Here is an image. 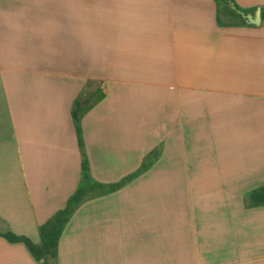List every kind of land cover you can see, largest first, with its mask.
<instances>
[{
  "label": "crops",
  "instance_id": "1",
  "mask_svg": "<svg viewBox=\"0 0 264 264\" xmlns=\"http://www.w3.org/2000/svg\"><path fill=\"white\" fill-rule=\"evenodd\" d=\"M244 8L264 0H236ZM215 0H0V95L17 164L0 165V232L39 227L81 181L72 109L92 176L57 264H264V23L223 27ZM0 264H41L0 236Z\"/></svg>",
  "mask_w": 264,
  "mask_h": 264
},
{
  "label": "trees",
  "instance_id": "2",
  "mask_svg": "<svg viewBox=\"0 0 264 264\" xmlns=\"http://www.w3.org/2000/svg\"><path fill=\"white\" fill-rule=\"evenodd\" d=\"M217 7V23L223 27L230 26H254L247 21L237 11L231 8L230 3L234 2L238 9L246 13H255L259 6L244 8L236 0H215ZM262 8L264 21V5ZM96 81L87 82L84 90L75 100L72 109V117L76 128L78 144L81 152V181L77 190L68 199L66 206L57 211L48 221L39 227L41 237L40 243H35L25 235H18L12 231L0 232L11 243H24L31 255L41 264H57L59 254V243L62 234L76 210L88 199L108 193H112L135 178L146 173L156 163L162 154V147L152 150L143 160L141 167L132 174L125 177L122 181L113 184L98 182L91 173L90 161L88 158L86 143L83 134L82 119L94 106L105 98V93L101 86L93 91L88 88L93 86ZM247 207H264V185L253 189L245 195Z\"/></svg>",
  "mask_w": 264,
  "mask_h": 264
},
{
  "label": "rangeland",
  "instance_id": "3",
  "mask_svg": "<svg viewBox=\"0 0 264 264\" xmlns=\"http://www.w3.org/2000/svg\"><path fill=\"white\" fill-rule=\"evenodd\" d=\"M10 120L7 115V109L4 106L2 95H0V165H16L17 157L12 148L7 145L5 140L10 136Z\"/></svg>",
  "mask_w": 264,
  "mask_h": 264
},
{
  "label": "water",
  "instance_id": "4",
  "mask_svg": "<svg viewBox=\"0 0 264 264\" xmlns=\"http://www.w3.org/2000/svg\"><path fill=\"white\" fill-rule=\"evenodd\" d=\"M230 5H231V8L233 10L237 11L239 14L242 15V17L247 21V23L254 24L257 26H260L264 23L261 7H259L256 10V12L253 14V13H246V12L238 9V7L236 6V4L234 2H231Z\"/></svg>",
  "mask_w": 264,
  "mask_h": 264
}]
</instances>
